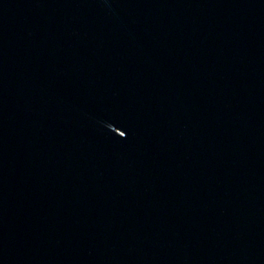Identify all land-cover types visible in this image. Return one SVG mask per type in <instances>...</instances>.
Wrapping results in <instances>:
<instances>
[{
  "label": "water",
  "instance_id": "obj_1",
  "mask_svg": "<svg viewBox=\"0 0 264 264\" xmlns=\"http://www.w3.org/2000/svg\"><path fill=\"white\" fill-rule=\"evenodd\" d=\"M0 264H264V0H0Z\"/></svg>",
  "mask_w": 264,
  "mask_h": 264
}]
</instances>
